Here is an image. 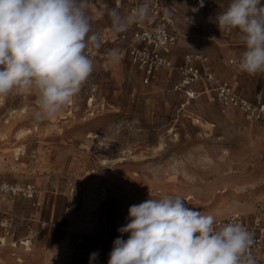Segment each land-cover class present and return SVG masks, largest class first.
Instances as JSON below:
<instances>
[{"label": "rangeland", "instance_id": "374dc122", "mask_svg": "<svg viewBox=\"0 0 264 264\" xmlns=\"http://www.w3.org/2000/svg\"><path fill=\"white\" fill-rule=\"evenodd\" d=\"M170 1L181 32L178 55H206L219 77L251 96L264 88V73L249 75L231 62L244 45H226L224 32L207 25L208 13L226 10L230 0H204L195 13V0ZM112 8L129 15L127 3L115 0L87 9L92 32L115 36ZM103 60L50 119L37 118L34 93L0 97V186L38 189L34 199L0 190V264H89L93 252L99 255L92 264H108L110 230L108 238L77 233L55 242L48 220L55 194L90 196L106 211L109 229L117 218L120 227L128 222L130 206L164 195H180L187 207L215 218L264 208V122L223 111L206 96L187 102L175 89L178 70L144 85L127 60Z\"/></svg>", "mask_w": 264, "mask_h": 264}, {"label": "clouds", "instance_id": "9594fccd", "mask_svg": "<svg viewBox=\"0 0 264 264\" xmlns=\"http://www.w3.org/2000/svg\"><path fill=\"white\" fill-rule=\"evenodd\" d=\"M202 7L199 0L191 11ZM149 11L150 0H143L127 16L116 8L108 15L113 31L122 33L145 21ZM215 22L221 31H239L244 45L239 70L264 73V2L230 0ZM99 47L84 0H0V97L34 93L37 118L56 116L92 74L88 53ZM214 221L187 207L180 195L134 204L118 229L121 236L113 242L108 264H257L249 251L253 234L235 220L219 228ZM98 255L91 253L89 264Z\"/></svg>", "mask_w": 264, "mask_h": 264}, {"label": "built area", "instance_id": "2783aa9c", "mask_svg": "<svg viewBox=\"0 0 264 264\" xmlns=\"http://www.w3.org/2000/svg\"><path fill=\"white\" fill-rule=\"evenodd\" d=\"M92 1L84 0L87 8ZM142 2L143 0L134 3L130 7V14ZM198 3L195 0V4ZM214 19L213 15L208 17L209 25L214 23ZM176 28L177 20L172 5L165 0H150L148 18L132 25L128 31L118 34L113 44L120 47L127 55L132 67L141 74L144 84H150L160 71L178 70L180 77L174 84L175 89L185 96L187 102L205 95L210 104L219 106L223 111L238 110L248 120L264 122V88H259L252 99L247 98L236 90L230 81L220 78L213 70L209 58L201 53L185 54L181 63L176 64L173 59L174 48L179 39ZM223 32L229 38L233 30H223ZM98 37L101 47L92 48L88 53L93 62L98 56L107 57L112 51L101 52L102 47L108 45V39L103 33L98 34ZM231 62L238 66L239 59L234 58ZM199 84L205 87L199 90L197 88ZM0 190L12 191L28 199L36 198L38 193L36 185L32 183L24 186L3 183ZM233 220L241 223L253 234L254 243L249 251L255 260L264 262V208L251 216L233 211L223 217L215 218L214 227L219 228Z\"/></svg>", "mask_w": 264, "mask_h": 264}, {"label": "crops", "instance_id": "0c3cea01", "mask_svg": "<svg viewBox=\"0 0 264 264\" xmlns=\"http://www.w3.org/2000/svg\"><path fill=\"white\" fill-rule=\"evenodd\" d=\"M103 1L104 0H93L91 2V4L88 6V8L90 9L92 5L102 6ZM138 1H140V0H115V3L117 6H120L124 2H126L128 5V14H130V12H129L130 7ZM165 1L169 4H173V3H171L170 0H165ZM217 1L220 2L221 0H216L215 2L217 3ZM96 8H98V7H96ZM92 9H93V12H95V8H92ZM217 14H218V12L208 13V15L206 16V22L208 23V17L209 16H211V15L216 16ZM175 18H177V15ZM207 25L209 28H211L214 31L220 30L219 27L217 26L216 22H215V19H214L213 24L209 25V23H208ZM131 28H132V26H131ZM176 29H177V33L179 35V39H178L177 45L174 48L173 59L176 62V64H180L182 61V58L185 54L181 56V55H178L176 52L178 50V47H179L180 36H181V32L179 30L178 24H177ZM100 33H103L105 35V37L108 39V45L102 47L101 52H104L106 50H112V51H110V53L108 54L107 57H104L103 55L98 56L94 60V62H97L99 60L104 61L103 58H105L107 60V62L109 59L110 60L115 59L117 61L127 60L130 64V66L132 67L127 55L125 53H123V51L120 47L114 46V44H113V40L120 33L114 32V34H115L114 37L107 36L106 32H103V31ZM100 33H98V34H100ZM223 37H224V35H223ZM230 38L231 39H227L224 37V40H227L226 45H228V46L236 45V44H243L242 41L240 40L239 31L233 30V33H232ZM186 54H188V53H186ZM134 71H136V73L140 77V81L143 83L142 78H141V74L135 69H134ZM164 75L171 77L173 75V71H170V70L160 71L159 73H157L153 77V80L151 83L157 81L160 77H163ZM222 79H224V78H222ZM224 80H227V79H224ZM227 81H229V80H227ZM144 85H149V84H144ZM233 85L236 88V90H238L240 93H242L244 96H246L249 99H252L254 97L255 92L259 88H262V87H257L256 90L254 91V94L251 96V95L247 94L244 90L239 88L237 84L236 85L233 84ZM204 87H205V85H203V84H199L197 86V88L199 90H202ZM201 96H205V95H201ZM65 195H67V196H65ZM78 199L79 200H77L75 196L71 197L68 194H64V200H63L62 197L58 198V196L55 194L52 202L51 203L49 202L48 207H49V211H50V213H49L50 216H48V218H49L48 220H54L53 221L54 222L53 223V237L55 238V242H70L72 239H74L76 237L77 233H85L87 236L94 238L96 233L102 232L103 234H106V236L108 238V236H109L108 232L110 230L111 231L110 236L112 239H110V240L108 239V241H106V242H111V243H109V245H106V247L104 249L105 256H107L109 258V253L112 250L113 242L118 236H120V233L118 232V229L120 228L119 218H117V219H115V221H113L112 225L110 226L111 229H109V224L107 223L106 211H104L101 208V206L99 205V202L95 203L90 196L89 197L88 196L83 197L82 200L80 198H78ZM128 235L129 234H125L124 238L127 239Z\"/></svg>", "mask_w": 264, "mask_h": 264}]
</instances>
